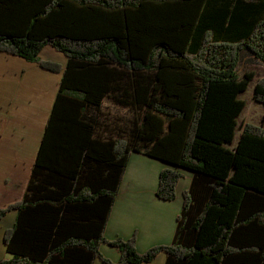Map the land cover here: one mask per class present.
Masks as SVG:
<instances>
[{
    "label": "trees",
    "instance_id": "16d2710c",
    "mask_svg": "<svg viewBox=\"0 0 264 264\" xmlns=\"http://www.w3.org/2000/svg\"><path fill=\"white\" fill-rule=\"evenodd\" d=\"M46 45L67 65L43 59ZM0 51L63 73L25 196L0 207V219L18 211L0 264H146L163 251L165 264H264V127L238 121L255 79L241 57L264 61V0H0ZM107 98L129 114L106 137ZM253 99L264 105V75ZM133 152L194 173L174 241L144 253L136 234L105 236ZM182 177L163 168L158 198L175 200Z\"/></svg>",
    "mask_w": 264,
    "mask_h": 264
},
{
    "label": "crops",
    "instance_id": "0c3cea01",
    "mask_svg": "<svg viewBox=\"0 0 264 264\" xmlns=\"http://www.w3.org/2000/svg\"><path fill=\"white\" fill-rule=\"evenodd\" d=\"M40 56L67 65V57L51 45H46ZM244 56L245 60L255 57L248 51L241 59ZM62 77L61 72L44 69L23 57L0 51V207L21 201L25 196ZM103 104L102 128L107 129L103 132L107 137L112 127L124 123L120 119L124 114L118 112L124 108L111 98L104 100ZM239 131L241 134V129ZM165 167H174L183 174L177 184L175 200H163L157 196L160 173ZM193 179L194 173L188 169L175 167L144 152L131 153L106 224L105 236L111 240L118 237L129 239L136 234V246L141 253L155 245L172 243L178 215L183 210L184 191L191 187ZM17 216L18 211L13 209L0 219L2 259L11 256L3 236L13 227ZM100 250L111 261L119 260L120 252L110 244L102 243ZM166 256L163 251L146 264H165ZM93 264L105 263L97 258Z\"/></svg>",
    "mask_w": 264,
    "mask_h": 264
},
{
    "label": "rangeland",
    "instance_id": "374dc122",
    "mask_svg": "<svg viewBox=\"0 0 264 264\" xmlns=\"http://www.w3.org/2000/svg\"><path fill=\"white\" fill-rule=\"evenodd\" d=\"M246 56L241 59L239 64V75L242 76L243 73L253 70L255 74V79L251 80L248 89L241 92L239 95L240 99L246 101L245 108L238 119L239 124L253 123L254 125H259L264 127V105L261 103H257L253 99V89H255L256 79L264 75V61L258 60L255 57L251 60H245ZM121 114L127 115L125 109H121ZM117 113V111H116ZM130 116V115H129ZM240 135V131L238 130V134L236 135V139Z\"/></svg>",
    "mask_w": 264,
    "mask_h": 264
}]
</instances>
